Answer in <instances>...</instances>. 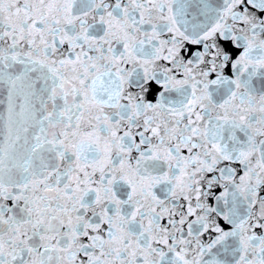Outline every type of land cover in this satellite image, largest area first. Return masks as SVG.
<instances>
[{
	"label": "snow or ice",
	"instance_id": "obj_1",
	"mask_svg": "<svg viewBox=\"0 0 264 264\" xmlns=\"http://www.w3.org/2000/svg\"><path fill=\"white\" fill-rule=\"evenodd\" d=\"M0 264H264V0H0Z\"/></svg>",
	"mask_w": 264,
	"mask_h": 264
}]
</instances>
